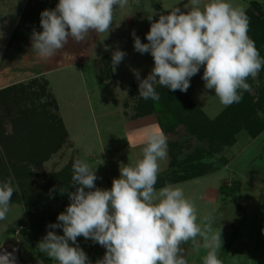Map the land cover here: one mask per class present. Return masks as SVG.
<instances>
[{
	"label": "rangeland",
	"instance_id": "374dc122",
	"mask_svg": "<svg viewBox=\"0 0 264 264\" xmlns=\"http://www.w3.org/2000/svg\"><path fill=\"white\" fill-rule=\"evenodd\" d=\"M31 2L0 0V168L7 175L1 184L10 180L14 188L6 219L0 220V248L19 240L20 256L26 264H39L41 260L49 264L52 260L40 257L43 253L32 241L23 201L44 189L57 194L44 204L65 211L70 200L59 196L60 190L66 188L64 175H73L76 159L88 163L93 171L96 169L95 182L99 188L110 189L113 179L120 177V167L134 165L142 158L146 134L161 128L154 113L136 112V103L142 97L134 72L139 71L140 79L146 78L154 60L150 53L134 50L132 32L142 43H148L146 34L152 22L148 17L158 20L160 14H168L175 6L186 12L189 0H128L124 8L114 9L109 33L90 32L79 43L70 39L50 58H42L32 49L31 34L34 29L42 31L40 13L54 9L59 0ZM208 2L202 0V5ZM228 2L245 11L255 2L259 5L256 10L264 14V0ZM262 19L253 15L248 35L264 55ZM117 49L126 56L114 70L111 60ZM85 51L93 54L83 66L43 73L46 67L57 63L84 61L88 56ZM203 71L201 67L190 79V87L183 94L203 116L212 119L226 106L213 90L205 89ZM247 82L257 100L264 88V66L255 79L249 77ZM261 108L256 110L264 118V106ZM193 124L189 131L181 125L175 133L172 129L163 130L167 137V159L160 162L158 176L171 172L172 157L190 155L193 161L197 158L207 161L206 152L211 151L220 161L202 178L203 182L214 190L232 185L234 191L224 197L208 193L209 200L196 198L197 216L202 219L211 214L215 217L214 229L221 227L222 247L217 255L222 264H264V130L260 136L259 133L252 137L242 129L232 141L209 147L201 136V123ZM137 139L139 144L134 145ZM50 145L56 152L48 151ZM51 172L54 177H49ZM67 184L70 192L75 191L71 181ZM82 243V249L95 264L97 255L105 248L97 245L95 251L92 241ZM202 251L203 257L207 250ZM202 257L196 264H202Z\"/></svg>",
	"mask_w": 264,
	"mask_h": 264
},
{
	"label": "clouds",
	"instance_id": "9594fccd",
	"mask_svg": "<svg viewBox=\"0 0 264 264\" xmlns=\"http://www.w3.org/2000/svg\"><path fill=\"white\" fill-rule=\"evenodd\" d=\"M128 0H59L54 9L40 13L42 31L33 30L32 49L42 58H50L69 42L79 43L90 32H110L114 9L124 8ZM187 11L174 7L160 14L142 43L132 32L134 50L150 53L154 67L146 78L134 75L139 96L159 101L158 83L172 91L187 92L190 79L203 67L206 90L224 106L239 103L243 92H250L248 78L255 79L264 59L248 35L249 17L243 7L228 0H189ZM126 53L117 49L111 64L119 65ZM167 137L157 129L146 134L142 158L134 165L120 167L110 189L96 187L98 179L88 163L73 162L70 203L57 216L56 223L37 248L56 264H92L77 242L78 237L92 240L105 248L95 264H188L182 245L197 237L206 254L202 264H222L217 252L222 247L221 227L215 230L211 214L199 219L194 203L185 197L181 187L166 184L157 190L160 162L167 159ZM14 194L11 181L0 184V220L6 219ZM56 229H62L63 235ZM71 242V243H70ZM201 245L196 244L199 248ZM0 264H10L7 254L0 255ZM43 264V261H39Z\"/></svg>",
	"mask_w": 264,
	"mask_h": 264
},
{
	"label": "trees",
	"instance_id": "16d2710c",
	"mask_svg": "<svg viewBox=\"0 0 264 264\" xmlns=\"http://www.w3.org/2000/svg\"><path fill=\"white\" fill-rule=\"evenodd\" d=\"M258 7L259 5L253 2L250 5V8L247 9L246 14L249 17V21L253 15L260 20L264 17L263 13L260 14V11L256 10ZM256 21L257 20L255 19L254 22ZM262 23L264 24V19H262ZM258 51L260 53V57L263 59L264 55H261L260 49ZM102 59L100 60L102 61ZM5 89L7 88H4L3 90ZM164 89L165 88L162 86H156L155 88L157 93L160 95L159 101H153L151 99L145 100L141 98L135 106L136 112L139 115L154 113L161 130L166 131L167 129H172L175 133L181 125L189 131L190 128H192L191 125H194L193 123L200 122L202 126L201 136L202 138L204 137L205 145L209 147L211 145L220 146L219 142L227 143L228 140L232 141L234 139V135L242 129L247 131L252 137L257 136L264 130V118H262L261 115L259 116L258 110H256L262 109L261 106H264V88L257 100H254L253 93L243 92V98L239 103L226 106L212 119H208L205 115L203 116L193 105L191 100L183 94V92L179 90L172 91L170 89ZM51 143L52 142L50 141V144ZM49 150L52 153L56 152L54 147H51V145L48 151ZM206 155L209 159L207 161L202 160V158H197L196 161H193L190 155L177 159L172 157L170 163L172 167L171 172L163 176H158L155 187L157 185L161 186L207 174L211 168L217 167V162L220 161V159L214 158L211 151H207ZM191 160L193 162H191ZM1 169L2 168H0V177L2 178H0V184L4 177L7 178L6 173H4ZM62 174L65 173L62 172ZM50 175L51 177H54V173L51 172L49 177ZM64 176L66 177V188L64 186L62 188L68 189L69 191L70 186L67 183L71 181L70 177L72 178V176ZM95 184L96 187L99 188V185L96 182ZM231 186L232 185L227 187L222 185L220 187V192L226 196L231 195L234 191ZM59 196L68 197L67 193H64L63 195L60 194ZM54 197H57V194H53V192H45L43 189L37 193L34 192L33 197H27V199L23 201L25 202L22 204L25 213V221L28 227L32 229V241L35 244H38V242L47 234V231L50 230L47 225L50 223H56L58 214L64 212L53 210L44 204L46 201L55 199ZM55 231L57 234L63 235L62 229H56ZM40 257L50 260L45 254L40 255ZM51 262L56 264L53 260Z\"/></svg>",
	"mask_w": 264,
	"mask_h": 264
},
{
	"label": "crops",
	"instance_id": "0c3cea01",
	"mask_svg": "<svg viewBox=\"0 0 264 264\" xmlns=\"http://www.w3.org/2000/svg\"><path fill=\"white\" fill-rule=\"evenodd\" d=\"M30 1H32L31 2L32 4H35L39 0H30ZM85 52H87V51H85ZM87 54H88V56H87V58L84 57L85 58L84 61H83V59L81 61L70 60V61H67L66 63H63L64 65H60V63H57V64L52 65L51 68L50 67H46V69L43 71V73L51 74V72L58 71L59 68H63V67H66L68 69V68H71V67L77 68V66H83L85 63L88 62V60L90 58L89 55L93 54V53L90 52V54H89V52H87ZM39 69L41 70L43 68H39ZM1 77H2V75H0V78ZM263 132H261L259 134V136ZM139 140L140 139L135 140L133 142L134 145L135 144H139L138 143ZM165 171L166 170H163L162 172H165ZM206 176H207V174H204V175L199 176V177H195V178H192V179L183 180V181H179V182H173V183H170V184L177 185L179 187L184 185L182 187V189L184 191V195L186 194L185 197L190 199L194 204H196V198L200 199V200H204V199H208L209 200V197H210L211 194H215L214 197H216L218 194L221 195L222 197L226 196V195H224V194H222L220 192V187L217 190H214L213 189L214 187L210 186L208 183H204L203 182L204 180L202 178H205ZM165 185H161V186L157 185L155 188L157 190H159L160 188L164 187ZM197 185H200V187L197 189L198 193L196 191ZM199 189H201V190H199ZM208 193H211V194H209V197L207 195ZM213 199L216 201V198H213ZM82 241H87V240L85 238H83V237H80V239L77 240V242H78V244H79V246L81 248H82V245H83ZM88 241H92V240H88ZM94 244H95L94 246H95V251H96L97 250L96 247H98L100 245L98 243H94ZM196 244H199L201 246L199 248H197ZM182 248L184 250L183 254H184L186 260L188 261V264H196L197 262L200 261V258L202 257V252H203L202 249H204V248L202 247V240L199 237H197V241H196L195 244L192 241H189L188 243L182 245ZM105 251L106 250H103V251L99 252V255H97L98 259H102L103 258ZM90 261H91V259H90ZM49 264H55V263L50 262Z\"/></svg>",
	"mask_w": 264,
	"mask_h": 264
},
{
	"label": "water",
	"instance_id": "95a60500",
	"mask_svg": "<svg viewBox=\"0 0 264 264\" xmlns=\"http://www.w3.org/2000/svg\"><path fill=\"white\" fill-rule=\"evenodd\" d=\"M20 242L19 240L15 244L4 245L0 248V255L7 254L10 259V264H26L20 256Z\"/></svg>",
	"mask_w": 264,
	"mask_h": 264
}]
</instances>
